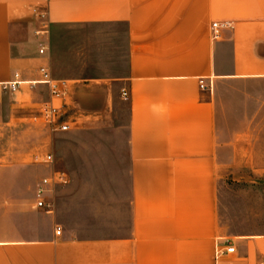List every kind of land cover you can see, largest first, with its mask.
I'll return each instance as SVG.
<instances>
[{
	"label": "crops",
	"instance_id": "1",
	"mask_svg": "<svg viewBox=\"0 0 264 264\" xmlns=\"http://www.w3.org/2000/svg\"><path fill=\"white\" fill-rule=\"evenodd\" d=\"M34 7L49 26L125 24L129 233L81 234L34 205L0 216V264H216L226 237L228 264H264L263 230L231 236L218 223L212 95L225 78L264 81V0H0V123L5 97L13 107L61 102L39 82L51 64L49 45H33ZM213 22L228 23L216 39ZM77 85L68 79L66 104Z\"/></svg>",
	"mask_w": 264,
	"mask_h": 264
},
{
	"label": "rangeland",
	"instance_id": "2",
	"mask_svg": "<svg viewBox=\"0 0 264 264\" xmlns=\"http://www.w3.org/2000/svg\"><path fill=\"white\" fill-rule=\"evenodd\" d=\"M34 36L37 51L49 45L53 76L79 80L65 107V117L78 123L66 132L50 131L38 106L13 107L5 97L0 216L34 207L40 179L58 171L66 182L46 194L45 210L78 233L123 237L130 223L128 109L119 89L128 66L125 24H52ZM212 95L219 226L231 236L264 231V81L225 78L214 83Z\"/></svg>",
	"mask_w": 264,
	"mask_h": 264
},
{
	"label": "built area",
	"instance_id": "3",
	"mask_svg": "<svg viewBox=\"0 0 264 264\" xmlns=\"http://www.w3.org/2000/svg\"><path fill=\"white\" fill-rule=\"evenodd\" d=\"M34 15L39 22L40 29L36 31L37 35L46 34L48 32V23L46 20L45 12L39 10V8L34 7L33 9ZM228 23H217L213 22L211 24V37L213 39L218 38L219 31L221 27L227 26ZM46 50V45L40 46L38 53L44 54ZM40 79L39 82L47 86L48 94L51 98L61 100L60 103L54 104L50 101L42 103L39 108V115L38 118L40 122L48 128L50 131H60L66 132L71 129L77 128V117L66 115V103L64 102V98L66 95V89L68 86V79L64 78H57L52 75L50 67L47 65L40 66L38 68ZM14 79L8 82H5V87L10 91H15L18 85L21 83V79L18 76V73L15 72L13 75ZM200 89H204L203 84L200 82L199 84ZM121 96L123 99L128 97V91L125 89L121 90ZM47 160H51V156H46ZM40 183L38 184L34 197L36 199L35 206L40 208L49 207L50 205L47 204V197L46 194L53 188L56 184H64L66 179L64 174L58 171H53L48 176H45L40 179ZM56 234H60V229L58 227L55 228ZM217 246L214 252V261L216 264H228L226 262V258L228 255L235 253V246L231 242V239L226 237L222 238L217 242ZM263 264V263H261Z\"/></svg>",
	"mask_w": 264,
	"mask_h": 264
}]
</instances>
